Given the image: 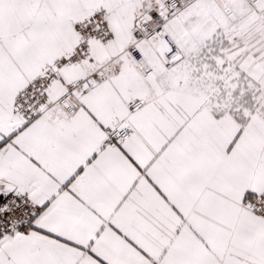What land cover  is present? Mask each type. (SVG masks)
I'll list each match as a JSON object with an SVG mask.
<instances>
[{"label": "snow or ice", "instance_id": "6c2138e0", "mask_svg": "<svg viewBox=\"0 0 264 264\" xmlns=\"http://www.w3.org/2000/svg\"><path fill=\"white\" fill-rule=\"evenodd\" d=\"M0 264H264V0H0Z\"/></svg>", "mask_w": 264, "mask_h": 264}]
</instances>
